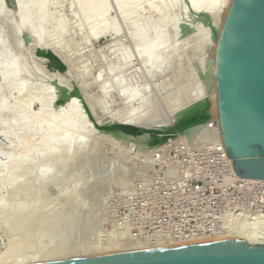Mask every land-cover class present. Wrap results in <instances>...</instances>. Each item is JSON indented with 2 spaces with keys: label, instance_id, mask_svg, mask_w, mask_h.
<instances>
[{
  "label": "rangeland",
  "instance_id": "374dc122",
  "mask_svg": "<svg viewBox=\"0 0 264 264\" xmlns=\"http://www.w3.org/2000/svg\"><path fill=\"white\" fill-rule=\"evenodd\" d=\"M172 1L166 0L165 3L170 4ZM45 3L48 18L42 27L41 41L35 42L29 32L11 35V26H15L18 20L16 0H0L1 10L7 16L6 20L0 19V42L4 43L0 47V53L2 50L9 52L18 65L20 62H27L26 65L37 75L27 71L32 75L30 76L25 71L23 75L28 76L26 79L21 76L14 80L15 83H25L20 94L11 90L9 82H0V103L6 105L0 115V166L6 165L10 159L27 160L34 157L31 164L29 162L21 166L14 176H6L7 173L0 171V255L9 245L15 249L12 251L15 255L11 253L14 258L20 256L19 251L20 254L24 252L20 249L17 252L19 246L26 252L22 257L29 258L28 253L42 250V258H46L54 253L51 250L60 248L62 251H58L63 253L72 245L74 248L80 245L77 250L83 249L84 252L80 253H85L87 246L88 250L92 246L99 248L98 245L102 248L118 242V237H122L120 241L124 243L139 241L140 244H153L155 241L171 242L180 240L184 235L189 237L187 235L200 233V229L192 231L194 224L187 222L192 219L194 210L184 198L176 199L175 195L180 193L175 184L183 187L187 194L194 183H200L202 197H211L210 202L215 204L220 200L230 201L237 194L224 171L215 166V157L209 150L216 142V134L208 129V123L214 121L208 107L212 76H206L208 71L212 72V66L209 65L208 68L204 65V68L203 58H207L205 64H212L208 60L213 59V44L210 47L212 51L209 48L208 51L206 48H199L206 50V56L203 51H195L194 45L197 44H194V39L196 42L195 36L198 38V35L188 41L189 25L186 22V30L177 38L179 41L170 29L159 27V33L165 31L167 47L178 43V52L175 50L174 54L180 57L177 56L179 59L176 58L174 66H167L161 73L151 77L135 53L133 26L147 23L146 30H151L162 19L177 17L178 9L174 10L175 15H172L174 11L166 12L168 17L165 11L152 15L147 4L142 3L131 17L123 20L113 0H104V19L109 26L112 25L114 31L108 30L102 36L93 37L89 27L94 23L83 22L76 10L75 0H45ZM28 16L32 25L38 27L35 14L29 12ZM59 24H62L61 33L58 32ZM213 28L217 30V26ZM213 35L215 41L214 33L211 37ZM150 36L148 35L149 38L153 35ZM16 46L21 56L17 54ZM197 54H201V58ZM124 56L129 58L122 66L120 63ZM21 57L24 61H20ZM199 64L207 70V73L202 74L201 84L208 78L207 85L205 83L201 87H204L203 90L208 89L209 85L211 87L203 91L208 93V99L200 90L201 96H198L204 99L203 102L206 101L203 110H209L204 113L209 119L205 123L190 126L187 130L180 129L176 127L179 121L193 113H203L204 105L198 107L200 99L194 97L195 93L191 96L193 90L195 92L199 89H196L200 85L196 83L197 79L195 76V79L191 77V73H197L195 68L196 71L200 70ZM26 65L22 68H27ZM111 68L116 70L110 73ZM118 80H121V85L125 86L124 90L127 92L133 87L139 88L138 96L129 101L122 93L118 95ZM165 80L169 81L167 86L162 84ZM102 86V90L107 92L104 96L101 93ZM188 90H192L191 94ZM50 93L54 95L52 100L48 96ZM145 99L147 103L144 104ZM71 101L78 105L83 124H79L77 129H58L55 138L79 137L83 144L74 150L71 148L67 154L58 158L51 156V148L42 152L38 149L50 137L48 130L36 132L6 125L8 121L20 117L42 118L41 113L44 112H40L41 102V106L43 103L46 106L44 115L56 119L60 113L68 110L66 107H69ZM129 110L137 113L138 119L140 115L145 116L139 123L135 121L138 123L136 125L135 122L131 123L136 117L131 111L129 113L132 117L128 115ZM126 115L132 120H128V125L124 124ZM123 125H135L133 128H138V133L131 135L124 132L119 128ZM4 129L5 132H2ZM19 144L23 148H19ZM45 168L53 173L44 182L37 176ZM13 181H18V187L12 184ZM222 183H227V186L219 191ZM75 187L79 190L75 191ZM241 197L250 201L249 194ZM253 212L251 210L248 215L242 213V216L256 217V213L251 214ZM239 213H231L227 221H241ZM67 250L71 253L76 251L70 248ZM50 251L52 253L49 255ZM35 253L29 254L30 258L36 256ZM59 254L58 252L52 257H61ZM64 254L60 255L64 257Z\"/></svg>",
  "mask_w": 264,
  "mask_h": 264
},
{
  "label": "bare ground",
  "instance_id": "6f19581e",
  "mask_svg": "<svg viewBox=\"0 0 264 264\" xmlns=\"http://www.w3.org/2000/svg\"><path fill=\"white\" fill-rule=\"evenodd\" d=\"M232 1L233 0H183V1L182 0H173L172 2H169L170 4H167V3H165L166 0H113L119 15L123 20H127L129 17H131L132 14H134L136 12L139 5L142 3L147 4L148 9L150 10L149 13L152 15L156 14L158 12H161V11H165V13L166 12L171 13L174 10L178 9L177 15H176L177 17H175V18L173 17L172 19L171 18L162 19L157 24L158 26H156V25L153 26L151 28V30L148 28L146 30L147 23H145V24H143V23L142 24L141 23L140 24H134V26H133V34L134 35H133L132 41H133V44L135 46V51H136L135 53L137 54V58H139V60L141 61L142 66L146 68V72L151 77H153V75L155 77V74H157V73L159 74V72L161 73V70H163L167 66H171V67L174 66L175 60H176V58H178L177 56H179V55H177V56L175 55L176 54L175 52L176 51L178 52V50L176 49L178 47V43H175L174 45L173 44L169 45V47H167L168 44H166L167 38H166L165 31L162 30L164 32L163 34H162V31H161V33H159L157 31V30H159L158 29L159 27H167L168 29L171 30L173 36H175V38L177 39L178 37H180V35L182 36L184 31L186 30L185 29L186 27H184V23L186 22V24L189 25V26H187V27H189L188 31H187L189 33V34L187 33L189 35L188 41H190L191 40L190 38H193L195 35L199 36L198 38L195 36V38L197 39V41H196L197 43L195 42V39H194V44H197V46L194 45L196 47L195 51H198V52L203 51V49L200 50L199 48H206V50H207V48H209V50H210V47L213 44V47H211V49L213 48V59H211L212 61L210 59L208 60V61L212 62V64L211 63L205 64V63H207V62H205V59L207 61V58H203V60H204L203 67H204V65L208 66V68H209V65L212 66V67H210V70L212 72L210 73V71H208L211 75H209V73H208V75H206L209 77L212 76V78H211L212 79L211 80L212 81L211 82L212 88L210 87L209 82H208L209 86H207L208 89H209V87L212 89L211 90L212 93L210 96L211 99L209 98V103H208L209 106L208 107H209L210 113H212V115H213V119H214L213 122L216 123L215 127H216V129L219 130V132H220V126H219V118H218V110H217V93H216V86H215V81H214V79H215V63H216V54H217V49H218V45H219V40H220L222 28H223L227 13H228L230 6L232 4ZM45 4H46L45 0H16V6H17L16 7V13L18 14V20H17V24L15 26L14 25L11 26V28H12V31L10 30L12 32V33L10 32L11 35L17 36L21 32H25V33L29 32L30 34L33 35V39L35 40V42H40L42 37H43L42 27L44 26V23L48 18V15L46 13ZM75 6H76V10L82 16L84 23H88V24H90L91 22L94 23V25H91L89 27L90 34L93 37L102 36L108 30L114 31V28L112 27V25L109 26L104 19L105 12H106L104 0H75ZM29 12L30 13L32 12L35 14V16L38 20L37 21L38 27H35L32 25V22L29 20V16H28ZM167 13H166V16H167ZM172 15H175V11H174V14L172 13ZM196 17H197V19L195 20L194 18H196ZM5 18H7V16L1 10V4H0V19H5ZM186 24H185V26H186ZM182 25H183V27H182ZM212 26L213 27L217 26V30L214 29ZM58 27H59L58 32L61 33L62 24H59ZM164 30H166V29H164ZM214 30H216V31H214ZM148 31H149V33H150V31H151V33L153 32L152 33L153 36L151 35V33L147 34ZM212 33L215 34V41L213 40L214 35H213V37H211ZM148 35L149 36L151 35L152 37L150 36L151 38H149ZM211 38L213 40V43H212ZM176 39H174V40L176 41ZM174 40L172 43H174ZM177 40L179 41V39H177ZM188 43H190V42H188ZM3 44H4L3 42L2 43L0 42V47H3ZM165 44H166L167 49L164 48ZM16 45H19V44H16ZM197 48L199 50H197ZM16 49H17V46H16L15 50ZM18 50H19V46H18ZM164 50L166 52H164ZM206 50L204 49V51H203V53L205 55H206V53H205ZM19 51L17 52V50H16L17 54L19 56H21L19 54ZM210 51H212V50H210ZM8 53H6L5 50H2L0 53V82H9L10 86H11V90L16 92V94H20L25 87V83H22V82L21 83H15L14 80H16L17 78H19L21 76H24L25 71L26 72L29 71L30 74L33 75L34 70L32 69L33 70L32 71L29 68V66L26 65L27 62H25V63L20 62L23 60L22 57H21V60L19 61L20 62L19 65L16 64L18 62L15 63L14 61H16V60H13V58ZM209 53H211V52H209ZM204 54H202V55H204ZM197 55L198 56L200 55L199 57L201 58V54H197ZM128 58H129V56L128 57L124 56V58L122 59L123 61L120 64L122 66L125 65L128 61ZM200 58H199V61L202 62V60H200ZM21 63H24L23 65L24 66L26 65V67L27 66L28 67L25 69L22 68L23 65L21 67L20 66ZM200 64L202 65V63H200ZM200 64L198 66V69H199V67H201ZM203 67H201L199 71H196V68H195V72H197V73H194L193 75L191 73V77L194 78L193 76H195V78L197 79L196 81H198L196 83L200 84V85L198 84L199 86L196 87V89L197 88H199V89H197V91L195 90V92L193 90L192 94H191L192 90L191 91L188 90V91H190L189 94H191V96H193V94L195 93L194 97L196 99H198L199 94L205 90V89L203 90L204 87H201V85L205 86V83L208 81V78H207L206 82L203 81L202 84H201L202 81L200 82L201 79L203 80L202 76L204 75V72L207 71L204 69L205 67L204 68ZM208 68L206 67V69H208ZM117 69L119 70V68H117ZM115 70H114V68H111L110 73H113ZM29 72H27L28 75H30ZM23 73H24V75H23ZM200 74H201V76H200ZM32 75H30V76H32ZM35 75L36 74H34V76ZM38 76H41V75L39 74ZM27 77H25V79ZM38 79H39V77H38ZM40 79H42V76ZM204 79H206V78H204ZM116 83H115V85H116ZM119 83H120V85H119ZM121 84H123V83H121V80L120 81L118 80V85H116L118 87V95L122 93L124 96H126V99L129 101L133 100L136 96H138L139 88L137 89V87H133V89L131 88L132 90L129 89V91L127 92L124 90L125 86H123ZM162 84H163V86H167L169 84V81L165 80ZM206 85H207V83H206ZM117 87H116V90H117ZM102 88H103V86L101 87V93L104 96L107 94V92L104 91L105 89L102 90ZM108 88H109V86H108ZM208 89H206V90H208ZM107 91H108V89H107ZM209 93H210V90H209ZM207 94H205V96L208 99L209 95L207 96ZM48 96L51 100L54 99L53 93L52 94L50 93ZM200 96H201V94H200ZM202 96H204V95H202ZM205 96H204V98H205ZM200 100H199L200 105H198V107L204 105L202 107V110H203V108L205 109L206 101L203 102V100H204L203 98ZM145 103H147V99H145L144 104ZM41 104H42V102L39 103L40 112L45 113V109H44L46 107L45 103H43V106H41ZM208 107L206 109H208ZM41 108H43L42 110H44V111H42ZM5 109H6V105L4 103H0V115H1V113H3V111ZM66 109H68V110H66V112L63 111L64 113L63 112L60 113V115L57 116L56 119H53L51 117L44 115V113H41L42 118L35 117L32 119L31 118L28 119L26 117H20L18 119H12V120L8 121V123L6 125H8L9 127H17V128H21V129H25V130L30 129V130H33L36 132L43 130V129L48 130L50 133V137L48 139L44 140L39 145L38 149L40 148L39 151L42 152V150L44 151L47 148H51L52 149V155L51 156L55 159V158H58L60 155H63L64 153L67 154L71 148L74 150L76 147H79L83 144L82 140L81 139H80L81 141L79 140V137L78 138L77 137L76 138H68V136H66V137L61 136L60 138H55V134H56V131L58 132V129L59 130L77 129L79 127V124L80 125L83 124L82 118H81L82 116L78 111V105L76 104V102L73 101L71 104H69V107L68 106L66 107ZM132 110L135 112L134 109H132ZM130 111L131 110H129L127 114L130 116L133 114L137 120L133 118V121H132L131 118L126 115L127 118L126 119L124 118L125 123L122 122L123 119L121 121L122 123L130 124L128 122V120H130V122L132 121L131 123H133L135 121L139 123V121H141V119L144 118V116H145V115H140V117L138 119L137 117L139 115H137V113L135 114L134 112L132 113V111H131V113H132L131 114V113H129ZM208 111H206V112L208 113ZM141 112L143 113V111H140V113ZM206 112L203 110V113H206ZM144 113H146V110L144 111ZM135 115H137V116H135ZM176 115L177 114H174V116H176ZM146 118H147V115H146ZM138 123H136V125ZM129 126L131 127V125H129ZM133 127H135V125ZM2 132H5V129L2 130ZM213 132H214V130H213ZM3 135H4V133H3ZM219 135L221 137V133H219ZM213 136H214V134H213ZM221 141H222V139H221ZM19 148H23V145L19 144ZM33 161H34L33 156L28 158L27 160H25L24 158H23V160H22V158H20L19 160L18 159H10L6 163V165L0 166V171L7 173L6 176L7 175L14 176L16 171L21 166H23L24 164H28L29 162H30L29 164H31V162H33ZM226 162L229 166V171L231 172V176H232V179L234 181H236L238 183H242V184H255V185L264 187V180L241 179V178L237 177V175L235 174V172L233 170L232 160L227 158ZM38 173H39V176H37V177H39L41 181L45 182V180L47 178H49V176H51L53 171L52 170L50 171V169L45 168V170L42 169V171H39ZM17 182L18 181H15V182L13 181L12 184H14L16 187H18L17 185H19V184ZM44 182H41V184H43ZM14 185H11V186H14ZM76 187H75V191L79 190V188L76 189ZM62 192H63V190H62ZM254 216H252V218H254ZM252 218L250 217L247 220H246V218H242L241 221L239 220V222H236V223H233V222L230 223L227 221L228 220L227 219L224 222L223 230L220 229L222 231H215V232H212L211 234H202V235H198V236H194V237L189 236V237H185L183 239L181 238L180 240H175V241H171V242H170V240H168L165 243H163V241L161 243L160 242L156 243V241H155V243H153V244H151L150 242H149V244H147L146 242H145L146 244H143V243L140 244L141 242L138 243L139 241L138 242L136 241L135 243H134V241H132V243L131 242L130 243L129 242L124 243V242L120 241V239L122 237L121 238L118 237L119 238L118 242H116V243L112 242L113 244L109 243L110 245H108V246L106 245L108 243H106L105 244L106 246L105 247L103 246L102 248L100 245H98L99 248H93V246L91 245L92 249L90 248L88 250V246H87L86 247L87 251L92 250L90 252H87L86 249H84L87 253L86 252L80 253V252H84V251L82 249V246H81L82 251L79 248H78L79 250H77L78 245L75 246L76 248H74L73 247L74 245H72V246L66 248V251H64L65 249L63 250L65 252V254L68 253L67 254L68 256H65L64 252L61 253L60 251H62V249L60 250V248L58 249L60 251H58L57 249H56V251L51 250L55 254H58V252L60 254H64L63 255L64 257H62V255L59 254L58 256H61V257H58V258L52 257V255L55 256L54 253L51 255V257L48 256L49 258L43 254L44 257H46V258H42L43 256L40 253L42 250L39 252H37V250H36V253L33 251L36 256H34V257L32 256L31 258H30L31 255L29 256V254L34 255V253H28L29 258H27V257L25 258V256L22 257V254L25 252V249H23V248L21 249L20 246H19L20 248L18 247L17 252L19 249L22 250L21 252H23V250H24V252L22 254H20V251H19L20 256L19 257L15 256L16 258H14L11 255V253L13 255H15V253H13L15 249L14 248L12 249L13 246L9 245V243H8L9 247L7 249L5 248L4 250H6V251L5 252L3 251V253H1V255H0V264H45V263H54V262L69 261V260H75V259H83V258H90V257H97V256H104V255H111V254H118V253L135 252V251L169 250V249H172V248L178 247V246L195 244V243H202V242H209V241H216V240H221V239H233L232 242H235L238 239L239 241H245L247 243V245H249V246L264 245V213L262 216L256 217L253 220H251ZM236 221H237V219H236ZM126 241H129V240H126ZM94 243H96V242H94ZM14 246H16V245H14ZM98 246L95 245V247H98ZM15 248H17V246ZM69 248H70V250L75 249L76 250L75 253H74V250H73V253H71V251L67 252L68 251L67 249H69ZM51 251H50V253H48L49 255L52 253ZM38 253L41 254V257H39L40 255ZM69 253L72 255H69ZM46 255H47V253H46Z\"/></svg>",
  "mask_w": 264,
  "mask_h": 264
},
{
  "label": "water",
  "instance_id": "95a60500",
  "mask_svg": "<svg viewBox=\"0 0 264 264\" xmlns=\"http://www.w3.org/2000/svg\"><path fill=\"white\" fill-rule=\"evenodd\" d=\"M214 81L222 144L235 174L264 180V0L232 1L219 40ZM208 119L204 113H193L176 127L187 130ZM119 128L138 133V128L127 125ZM232 241L45 264H264V245Z\"/></svg>",
  "mask_w": 264,
  "mask_h": 264
},
{
  "label": "built area",
  "instance_id": "2783aa9c",
  "mask_svg": "<svg viewBox=\"0 0 264 264\" xmlns=\"http://www.w3.org/2000/svg\"><path fill=\"white\" fill-rule=\"evenodd\" d=\"M215 126L216 123L213 121H210L208 123V129L214 130L216 134V142L210 147L209 150L215 157V166L217 167V169H221L222 171H224L225 175L227 176V179L230 182V185L233 186V190L237 194L236 197L232 198V200L230 201H228L227 199L220 200L217 204H215L210 202L211 197H209L208 199L202 197V191H200L199 188L200 183H194V187L188 189V193L185 194V191H183V187H180L178 184L172 182L173 187H175L174 184L177 185V187L175 188H177L178 192L180 193L178 195H175L176 199L184 198L188 206L192 207V209L194 210L192 216L190 215L192 219L187 221L188 223L194 224V227H192V229L194 230L192 231H197L200 229V233H192L187 236L211 234L212 232L220 230L225 220H227L229 215L233 212H240L241 214H239V216H241V218H246V220L250 217L248 218L247 216L242 215H248L251 210L254 211L251 214L256 213V217H260L264 213V187L255 184H242L232 179L231 172L229 171V166L226 162V159L228 157L226 155L221 141V137L219 135L220 132L218 129H216ZM226 186L227 183H222L219 185L218 190L222 191L223 189H225ZM175 188L173 190H176ZM244 194H249L250 201L242 199L241 195ZM183 237H186V235L182 236L181 238Z\"/></svg>",
  "mask_w": 264,
  "mask_h": 264
}]
</instances>
